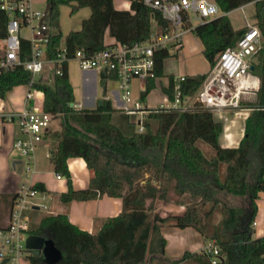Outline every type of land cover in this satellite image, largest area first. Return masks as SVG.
Segmentation results:
<instances>
[{
  "label": "trees",
  "instance_id": "obj_1",
  "mask_svg": "<svg viewBox=\"0 0 264 264\" xmlns=\"http://www.w3.org/2000/svg\"><path fill=\"white\" fill-rule=\"evenodd\" d=\"M51 23L58 18L60 6L71 5V13L90 7L79 29L65 36L67 55L77 49L96 52L110 40L122 43L148 38L153 30L152 9L141 0H130V8H117L114 0H47ZM223 12L255 2L256 16L263 33V48L258 55L255 72L261 77L256 101L249 103L244 135L238 146H223L220 137L223 122L214 112L195 102L185 111L165 106L149 108L144 118L145 131L125 134L111 117L112 103L104 99L95 108L76 109L73 85L64 64L61 74L48 73L32 86L43 91V107L62 119L61 128L49 129L45 136L54 145L51 158L56 172L63 174L69 188L60 194L63 202L95 199L104 194L121 197L122 211L104 221L96 232L80 228L67 213L47 214L31 225L28 233L52 238L61 250V258L53 264H178L191 259V264H212L204 251H186L181 257L165 256L167 239L161 231L170 222L178 227L192 226L220 247V264H264V235H255L254 221L260 192L264 190V0H215ZM158 24L166 25L160 12H153ZM9 17L0 8V38L7 35ZM244 28L234 30L227 14L222 13L198 23L193 32L204 44V55L211 65L217 54L232 44ZM62 32L55 31L48 43V57L57 53ZM175 49L174 53H178ZM30 54V40L21 37V56ZM4 51H0V59ZM172 55L167 48L155 53L154 75L146 80L144 98L164 75V60ZM32 74L23 65L0 68V95L17 85L28 84ZM206 74L185 75L180 79L183 96L193 95ZM176 77L169 75L163 87L169 98L174 96ZM202 140L215 153L207 156L197 144ZM70 157H82L90 170L89 186L74 189L68 166ZM223 164L226 166L222 175ZM34 188L45 190L41 182ZM220 190L244 195L243 207L230 205L218 196ZM189 195L191 202L184 213L167 216L155 212L158 199L179 200ZM17 193L10 196V211ZM216 210L221 218L210 230V218ZM0 227H3L0 225ZM32 264H48L38 251H30Z\"/></svg>",
  "mask_w": 264,
  "mask_h": 264
},
{
  "label": "built area",
  "instance_id": "obj_2",
  "mask_svg": "<svg viewBox=\"0 0 264 264\" xmlns=\"http://www.w3.org/2000/svg\"><path fill=\"white\" fill-rule=\"evenodd\" d=\"M153 12H160L166 25L158 24L152 12L151 35L132 43H122L110 40L104 48L86 53L77 49L73 55H67V46L60 43L54 57H48V43L55 32L51 23L49 11L38 9L33 0H0V8L8 15L7 35L4 37V55L0 59V68L13 69L16 65H23L32 74L28 85L31 87L26 94L27 106L17 115H10L9 121L17 118L18 125L24 133L23 137L14 141L18 149L27 160V171L33 172V158L38 143L49 130L52 118L46 111L43 103L35 101L36 88L32 86L39 75L48 73L61 74L64 64L71 60L78 61L83 70H96L101 73L107 71V78L115 80L122 97V110L127 114H140L136 122L138 131H145L143 123L148 109L141 99L132 97V80L139 78L147 80L154 75L155 53L159 49L175 50L181 47L184 36L193 30V19L201 23L223 12L215 0H141ZM243 8V6H240ZM30 29V54L21 56V37L23 28ZM263 48V33L254 23L246 21L244 31L220 51L215 57L206 77L197 91L191 96H183L180 90V76L175 79L174 96L169 98L165 107L178 111L192 108L199 102L211 109L214 113H242L246 117L250 109H244L255 95L261 84V77L255 72L258 55ZM254 66V68H252ZM76 109L84 108L76 99L71 102ZM57 177L63 174L57 172ZM43 193L33 186L23 185L17 191V197L12 205L9 221L6 226L0 227V259H7L10 264H20L21 259L30 251L26 240L31 227L28 213L43 203L36 197ZM256 224L254 221L253 225ZM203 251L208 254L212 264H220L222 254L220 247L214 240H210Z\"/></svg>",
  "mask_w": 264,
  "mask_h": 264
},
{
  "label": "crops",
  "instance_id": "obj_3",
  "mask_svg": "<svg viewBox=\"0 0 264 264\" xmlns=\"http://www.w3.org/2000/svg\"><path fill=\"white\" fill-rule=\"evenodd\" d=\"M35 3L37 4L38 0H35ZM130 3V0H114V5L117 8L129 9ZM245 5H243V7ZM228 14L229 12H227V15ZM22 35L24 37H29L24 34ZM4 47V38H0V51H4ZM203 49L204 44L201 38L193 31L187 32L184 36L183 44L177 53L179 63H177L176 67L178 70H167V65L165 63L166 59L164 60V75H166L167 79L161 84L162 90L164 86L169 84L170 74H173L176 78L185 75L206 74L211 64L207 58L201 59L202 56L200 57V54L201 52L203 53ZM199 58L202 60L201 62L198 61ZM185 61L187 62L185 63ZM40 77H43V75L38 76V78ZM69 77L73 89L78 95L76 100L80 101L84 107L95 108L101 104L104 99H108L115 108L114 112H124L121 108L123 104L121 92L115 80L101 77V74L96 70H83L79 65L77 71H75V76H70L69 73ZM137 80L136 82L140 84V88L136 87V85L132 88V97L134 99H141L146 109L157 107L150 105L148 101L142 98V91L146 87V80ZM110 81L112 84L109 83ZM29 89H31V87L28 84H21L7 91L4 97L0 95V225L6 226L8 224L10 215V196L17 193L23 185L33 186L35 183L41 182L44 184L45 190H42L43 193H40L36 199L42 202L43 205L29 211L28 216L31 225H35L44 215L64 212L67 213L70 221L80 228L90 232H96L106 219L116 216L122 211V198L104 194L95 199H74L70 202H63L60 199V194L68 190V180L64 175L62 178L57 177V172L54 169L51 158V149L54 143L49 137L44 135L43 139L37 145L33 158L34 171H28L29 173L24 172L25 158L13 145L17 138L24 136V133L18 125L17 118L15 117L14 120L9 121L8 117L10 115H17L27 106L26 94ZM34 91L35 101L37 103H43V91L42 95H40L37 90ZM164 94L165 98L163 101H168L169 96L165 91ZM250 98L251 101L255 102L257 93L255 95H250ZM161 106H163V104ZM247 108L248 107H244V109ZM127 115L135 123H137L136 119L138 120L140 118V114L137 113ZM215 117L222 121L224 125L220 143L223 146H238L244 135L245 117L242 113L223 112L220 114L217 113ZM56 119H59L60 122L52 125ZM61 123V117L54 116L49 129H60ZM68 166L71 173L73 188L82 189L88 187L91 173L85 160L82 157H70L68 159ZM24 177L28 178V182H25ZM184 196L188 195L179 197V200L158 199L156 201L155 212H159L162 216L184 213L186 206L191 202L187 200L189 196L186 198H184ZM220 218L221 213L219 219ZM255 221V235H264V190L260 192ZM217 222H215V224ZM213 225L210 224V230ZM161 231L167 239L165 256L169 259L179 258L186 251H191L193 253L203 251V247L211 240L192 226L178 227L170 222L163 224ZM29 253L30 251L21 259L20 264H32L28 256ZM190 260L191 259L188 258L178 264H191ZM2 261L3 260L0 259V264ZM4 264L10 263L6 262Z\"/></svg>",
  "mask_w": 264,
  "mask_h": 264
},
{
  "label": "rangeland",
  "instance_id": "obj_4",
  "mask_svg": "<svg viewBox=\"0 0 264 264\" xmlns=\"http://www.w3.org/2000/svg\"><path fill=\"white\" fill-rule=\"evenodd\" d=\"M34 2V6L38 9H42V10H46L49 11V4L46 0H38V3H35V0H33ZM71 5L68 4H63L60 6V13L58 18L54 21L53 27L54 30L56 31H60L62 32V38H61V43L63 44L65 42V36L67 34V32L71 29H79L81 27V22L84 18L88 17L90 15L91 9L90 7H82L79 8L76 12L71 13ZM229 20L231 22V25L233 27L234 30H238L241 29L245 26L246 24V20L250 21L251 23H256L259 27V23L257 21V16H256V4L255 2H251L247 5H245L243 8L238 7L232 11L229 12L228 14ZM198 20L197 19H193V24L196 25L198 24ZM261 28V27H260ZM24 30V31H23ZM22 34L29 36L30 35V29L25 27L24 29H22ZM24 32V33H23ZM107 40H111V39H107ZM175 50H171L172 55L168 58H166V65H167V70L169 71H177V63H179V59H178V54L174 53ZM202 56V57H201ZM201 59H206L204 52L200 54ZM200 58L198 59L199 62H201ZM187 61H185L186 63ZM78 61L76 60H71L69 62V66H68V70L70 73V76H75V71H77L78 68ZM136 79V80H135ZM137 79L139 78H134L132 80V88L138 87L140 88V84H138ZM166 75L157 77L155 79V86L150 90V92L143 98L145 101H148V103L152 106H161L163 104V106L166 105V103L168 102L163 101L165 98V94L164 91L162 90V86L161 84L165 82L166 80ZM136 82V84H135ZM110 84L111 81L109 82ZM35 89V88H34ZM38 93L40 95H42V91L38 90ZM74 95H75V99L78 98L77 93L74 91ZM254 101H251V98L248 100V102H246V104L249 103H253ZM162 103V104H161ZM214 115L216 116V113H214ZM111 120L113 123H115L116 125H118L119 128H121V130L125 133V134H132L136 131H138V124L133 122L128 115L125 112H121V111H116L112 114ZM57 122H60L59 119H56L54 121L53 124H57ZM197 144L203 148L204 153L207 156H212L215 153V150L212 146L208 145L207 143H205L202 140H198ZM25 158V163H24V172H27V164L30 162L29 160H27V156H24ZM31 163V162H30ZM223 169H222V175L224 176L225 171H226V166L223 164ZM25 182H28V178L24 177ZM189 196V195H188ZM188 196H184V198L188 197ZM218 196L220 198H222L223 200H226L230 205L232 206H236V207H243L244 203H245V196L244 195H237V194H232V193H228L225 190H220L218 192ZM189 202L192 201L190 197H188L187 199ZM220 216V212L219 210H216L214 212V214L211 216L210 218V224H215V222L218 221Z\"/></svg>",
  "mask_w": 264,
  "mask_h": 264
},
{
  "label": "water",
  "instance_id": "obj_5",
  "mask_svg": "<svg viewBox=\"0 0 264 264\" xmlns=\"http://www.w3.org/2000/svg\"><path fill=\"white\" fill-rule=\"evenodd\" d=\"M263 18H264V6H263ZM254 68V66L252 67ZM101 77H107L106 69L101 71ZM27 248L30 251H38L43 255V259L48 264H53L61 258V250L56 246L52 238H45L41 235L29 234L26 240ZM7 262V259H3L1 264Z\"/></svg>",
  "mask_w": 264,
  "mask_h": 264
}]
</instances>
